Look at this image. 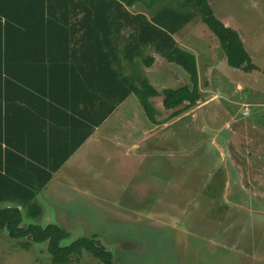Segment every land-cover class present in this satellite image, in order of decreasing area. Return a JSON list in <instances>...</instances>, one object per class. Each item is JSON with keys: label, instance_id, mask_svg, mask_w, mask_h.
Returning a JSON list of instances; mask_svg holds the SVG:
<instances>
[{"label": "rangeland", "instance_id": "374dc122", "mask_svg": "<svg viewBox=\"0 0 264 264\" xmlns=\"http://www.w3.org/2000/svg\"><path fill=\"white\" fill-rule=\"evenodd\" d=\"M208 1L217 18L245 25L244 48L257 71L227 67L192 7L193 19L173 38L197 54L199 101L179 107L175 117L161 107L157 130L163 149L171 147L165 153L131 161L124 173L98 162L92 175L97 200H50L67 213L63 246L93 234L113 264H264V0ZM133 7L145 12L139 3ZM250 25L255 29L245 37ZM150 53L143 48L131 60L133 87L148 78L159 91L174 82L190 86L181 68L158 55L146 68ZM130 112L136 119L141 109ZM25 240L0 236V264H52L46 243L24 248ZM68 264L98 261L83 254Z\"/></svg>", "mask_w": 264, "mask_h": 264}, {"label": "trees", "instance_id": "16d2710c", "mask_svg": "<svg viewBox=\"0 0 264 264\" xmlns=\"http://www.w3.org/2000/svg\"><path fill=\"white\" fill-rule=\"evenodd\" d=\"M138 3L145 12L127 11L126 8ZM192 7L197 9L201 22L217 39L230 68L247 73L257 71L238 33L214 15L207 0H0V90L6 93L14 86L23 90L25 87L38 89L58 79L63 82L58 71L69 68V64L72 67L80 55L87 58L85 63L91 68L95 67L93 62L97 59L101 70L98 78L104 81L108 78L104 70L113 74L111 63L119 52L128 55L131 64L139 51L151 48L154 54L150 53L143 60L146 68L154 64L153 55H158L181 68L188 76L190 86L158 92L146 79L139 88L130 84L129 90L124 89L115 96L114 105L99 116L98 123L129 93L135 95L151 122L155 121V110L149 99L157 96L162 97L163 109L173 111L172 117L178 116L181 109L195 106L200 99L196 58L181 49L173 38V34L193 19ZM120 22L131 25L127 38L123 39L121 27L114 25ZM109 56L115 58L109 60ZM101 96L102 91L99 99ZM181 106L183 108L179 109ZM49 179L48 175L37 182V187L42 188ZM24 185L16 184L18 190H13L14 200L11 201L21 206L29 218L36 220L41 209L35 200H31L35 192L24 199L25 193H30ZM17 206L0 209V230H5L15 240L26 238L22 243L24 248L30 243H46L52 264H68L83 254L96 259L98 264H113L111 252L97 245L95 236L77 238L63 246L62 242L69 236L57 225L22 227V211Z\"/></svg>", "mask_w": 264, "mask_h": 264}, {"label": "crops", "instance_id": "0c3cea01", "mask_svg": "<svg viewBox=\"0 0 264 264\" xmlns=\"http://www.w3.org/2000/svg\"><path fill=\"white\" fill-rule=\"evenodd\" d=\"M208 3L211 6L209 1ZM126 9L130 12V8ZM218 19L225 26L234 29L245 46L241 31L245 25L233 22L227 15ZM114 25H119L122 38H127L131 25L124 22ZM254 29L250 25L245 37ZM174 38L179 39L180 33H175ZM206 39L217 43L212 33ZM185 51L195 56L199 75L197 54L187 47ZM212 55L211 52V57ZM113 59L109 56V60ZM86 60L80 55L74 60L76 62L72 67L69 64V68L59 70L58 75L64 78L63 82L58 79L53 84L38 89L25 87L23 90L14 86L6 92L8 95L5 90H0V209L17 206L11 200H14L13 190H18L16 184L20 183L25 184L24 188L30 191L25 193L24 199L28 196L30 198L31 192H35L31 200H35L41 209V215L35 221L24 213L21 206H17L22 211V227L29 224L42 227L54 224L63 229L68 219L66 210L50 200H97L93 192L92 175L97 173L98 162H101V166L113 167L124 173L129 162H138L144 156L165 153L171 148L163 149V136L157 130L162 111L161 96L149 99L152 105L153 101L159 99V103L153 105V122L146 117L135 95L129 93L98 123L99 116L114 105L115 96H119L124 89L129 90L130 60L128 55L124 56L123 51L119 52L116 60L111 63L113 74L104 70L108 77L104 81L98 78L101 70L98 69L97 59L95 58L96 63L93 62L94 68L85 63ZM223 61L226 63L224 55ZM226 66L229 67L227 64ZM173 67L175 73H179L177 67ZM148 80L152 87L161 92L149 78ZM170 82L173 84V81ZM185 85L188 86L187 83ZM179 87L181 86H176L174 82V85L162 90ZM101 91L103 96L99 99ZM131 96L135 100H130ZM137 105L142 114L135 119L130 110ZM6 107L8 114L5 115ZM48 175L49 181L38 188L37 182ZM126 185L130 186L129 182ZM81 226L85 225L79 222L77 227ZM6 235L5 230H0L1 237Z\"/></svg>", "mask_w": 264, "mask_h": 264}, {"label": "flooded vegetation", "instance_id": "af4514ba", "mask_svg": "<svg viewBox=\"0 0 264 264\" xmlns=\"http://www.w3.org/2000/svg\"><path fill=\"white\" fill-rule=\"evenodd\" d=\"M96 244H97V245H100V244L97 242V240H96Z\"/></svg>", "mask_w": 264, "mask_h": 264}]
</instances>
